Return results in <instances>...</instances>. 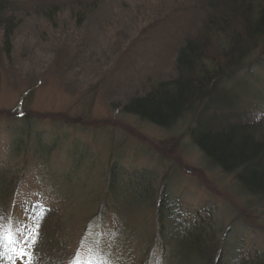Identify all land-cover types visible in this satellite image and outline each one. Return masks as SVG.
<instances>
[{"label":"trees","instance_id":"trees-1","mask_svg":"<svg viewBox=\"0 0 264 264\" xmlns=\"http://www.w3.org/2000/svg\"><path fill=\"white\" fill-rule=\"evenodd\" d=\"M102 1L0 0V26L9 36L11 10H48L55 16L65 6L96 10ZM190 12L195 35L186 36L175 52L174 73L152 82L124 109L166 129L190 120L191 140L206 162L235 175V189L248 203L263 202L264 0H197ZM34 120L20 116L9 133L7 160H0V264H29L33 257L34 264H111L112 259L129 264H264L263 230L251 234L240 211L232 212L236 217L221 230L209 208L176 204L167 187L156 194L151 168L124 174L117 163L123 160L120 153L107 167L100 150L90 152L88 163L77 156L70 162L77 165L73 178L49 166L57 174L49 181L42 165L53 164L50 154L60 147ZM114 134L108 141L113 144L109 158L121 146ZM30 172L43 188L24 195L19 191ZM171 176L161 183L168 186ZM134 208L149 222L132 219ZM94 228L97 236L88 232ZM129 244L141 257L125 250Z\"/></svg>","mask_w":264,"mask_h":264},{"label":"rangeland","instance_id":"rangeland-1","mask_svg":"<svg viewBox=\"0 0 264 264\" xmlns=\"http://www.w3.org/2000/svg\"><path fill=\"white\" fill-rule=\"evenodd\" d=\"M196 2L103 0L96 10L71 11L65 6L55 16L48 10L43 14L7 12L11 16L10 35L0 26V160H7L10 131L17 128L20 116L28 115L34 117L40 132L55 138L60 147L50 154L53 164L42 165L49 181L57 176L49 166L58 174L77 177V165H70L77 156L88 163L90 152L98 154L96 150H100L107 167L122 155L123 160L117 163L122 164L124 174L151 168V178L157 179L156 194L167 187V195L177 200L176 204L184 203L192 210L209 208L221 230L238 210L251 234L258 229L264 234V201L248 203V197L235 189V175L206 162L191 140L190 120L166 129L124 109L152 82L174 73L171 61L175 52L186 36L195 35L196 27L189 21ZM146 75L149 79L145 82L142 77ZM114 132L119 134L116 139L120 138L121 146L109 158ZM100 133L102 139H98ZM170 174L168 186L163 185L161 179ZM36 178L30 172L19 192L28 195L32 188L42 189ZM150 186L151 195L155 194L153 182ZM58 188L52 190L57 192ZM131 216L137 222H149L135 208ZM141 230L148 241L149 233ZM88 232L97 236L96 228ZM125 250L141 257L132 244ZM109 263L129 264L113 259Z\"/></svg>","mask_w":264,"mask_h":264},{"label":"snow or ice","instance_id":"snow-or-ice-1","mask_svg":"<svg viewBox=\"0 0 264 264\" xmlns=\"http://www.w3.org/2000/svg\"><path fill=\"white\" fill-rule=\"evenodd\" d=\"M37 235H38V233H37ZM82 243H83V241H82ZM34 246H35V238L33 240V247ZM34 260H35V257H33V260L29 261V264H34ZM77 264H82V262L81 261H77ZM88 264H91V262L89 261Z\"/></svg>","mask_w":264,"mask_h":264}]
</instances>
